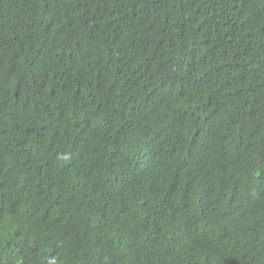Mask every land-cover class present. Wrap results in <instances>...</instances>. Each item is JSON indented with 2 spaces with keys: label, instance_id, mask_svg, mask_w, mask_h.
<instances>
[{
  "label": "trees",
  "instance_id": "obj_1",
  "mask_svg": "<svg viewBox=\"0 0 264 264\" xmlns=\"http://www.w3.org/2000/svg\"><path fill=\"white\" fill-rule=\"evenodd\" d=\"M0 264H264V0H0Z\"/></svg>",
  "mask_w": 264,
  "mask_h": 264
}]
</instances>
